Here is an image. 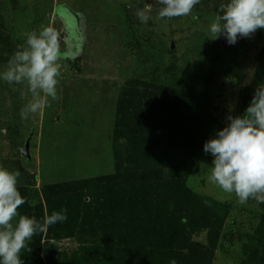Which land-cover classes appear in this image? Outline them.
Here are the masks:
<instances>
[{"label":"rangeland","instance_id":"rangeland-1","mask_svg":"<svg viewBox=\"0 0 264 264\" xmlns=\"http://www.w3.org/2000/svg\"><path fill=\"white\" fill-rule=\"evenodd\" d=\"M226 2L201 0L180 18L160 19L154 12L144 24L135 14L144 0H0V71L25 44L24 34L41 25L59 32L63 53L60 98L27 120L20 109L30 92L0 80V165L21 172L35 202L44 199V185L114 174L116 107L132 80L178 90L208 86L215 132L227 126V117L242 115L264 84V30L234 45L224 37L211 40L208 26ZM169 155L178 163L184 159L182 150ZM212 159L204 151L194 159L187 185L212 215L227 219L223 230L213 227L210 234L202 227L193 241L216 243L213 264H264V204L249 199L240 205L209 182ZM222 203L232 204L231 212ZM77 246L74 238L44 239L45 264H56L60 253Z\"/></svg>","mask_w":264,"mask_h":264},{"label":"trees","instance_id":"trees-1","mask_svg":"<svg viewBox=\"0 0 264 264\" xmlns=\"http://www.w3.org/2000/svg\"><path fill=\"white\" fill-rule=\"evenodd\" d=\"M2 26L0 20V34ZM207 89L132 80L116 107L114 174L44 185L38 202L21 175L18 190L28 201L18 209L21 215L42 222L67 210L66 221L33 236L30 252L21 251L24 264H45L42 241L65 238L78 246L60 253L56 264H213L216 243L202 245L193 235L202 227L210 234L213 227L223 230L227 214L212 215L187 185L194 159L218 125ZM170 149L182 150L183 161L170 160Z\"/></svg>","mask_w":264,"mask_h":264},{"label":"clouds","instance_id":"clouds-1","mask_svg":"<svg viewBox=\"0 0 264 264\" xmlns=\"http://www.w3.org/2000/svg\"><path fill=\"white\" fill-rule=\"evenodd\" d=\"M200 2L144 0L135 14L144 24L154 12L160 19L186 17ZM258 30H264V0H227L208 26L211 40L224 37L229 45L251 38ZM24 35L25 44L11 55L0 71V80L30 92L31 100L20 109L21 119L27 120L60 98L57 87L63 53L60 34L52 26L41 25L39 31ZM227 120V126L203 145L204 153L213 157L208 180L224 193L234 194L240 205H246L249 199L264 204V84L256 87L242 115H229ZM20 176L19 170L0 165V264H24L20 254L22 250L31 251L33 236L67 219L66 209L53 211L42 222L35 216L21 215L18 209L28 201L18 190Z\"/></svg>","mask_w":264,"mask_h":264}]
</instances>
